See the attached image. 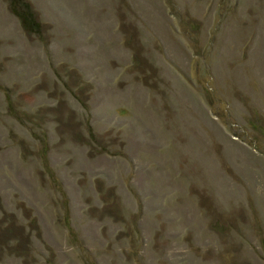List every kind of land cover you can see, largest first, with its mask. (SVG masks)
Masks as SVG:
<instances>
[{
  "label": "rangeland",
  "instance_id": "1",
  "mask_svg": "<svg viewBox=\"0 0 264 264\" xmlns=\"http://www.w3.org/2000/svg\"><path fill=\"white\" fill-rule=\"evenodd\" d=\"M0 264H264V0H0Z\"/></svg>",
  "mask_w": 264,
  "mask_h": 264
}]
</instances>
